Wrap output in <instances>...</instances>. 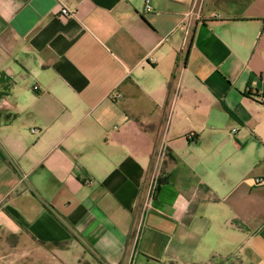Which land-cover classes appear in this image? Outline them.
I'll use <instances>...</instances> for the list:
<instances>
[{"label": "crops", "instance_id": "crops-1", "mask_svg": "<svg viewBox=\"0 0 264 264\" xmlns=\"http://www.w3.org/2000/svg\"><path fill=\"white\" fill-rule=\"evenodd\" d=\"M151 6L0 0V264H264V0Z\"/></svg>", "mask_w": 264, "mask_h": 264}, {"label": "built area", "instance_id": "built-area-1", "mask_svg": "<svg viewBox=\"0 0 264 264\" xmlns=\"http://www.w3.org/2000/svg\"><path fill=\"white\" fill-rule=\"evenodd\" d=\"M144 9L146 12H150L152 11V6H151V0H144ZM59 14L64 17V18H68L70 16L73 15V13H71L70 11H68L65 7H62L59 11ZM194 13L193 12H189L188 14L185 15V17L188 19H190L191 17H193ZM34 89L36 90L37 87L34 86ZM233 131H235V129H233ZM257 182H260L259 180H257Z\"/></svg>", "mask_w": 264, "mask_h": 264}, {"label": "rangeland", "instance_id": "rangeland-1", "mask_svg": "<svg viewBox=\"0 0 264 264\" xmlns=\"http://www.w3.org/2000/svg\"><path fill=\"white\" fill-rule=\"evenodd\" d=\"M212 264H244V263L239 257L233 255L221 260H217Z\"/></svg>", "mask_w": 264, "mask_h": 264}]
</instances>
